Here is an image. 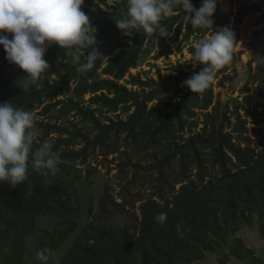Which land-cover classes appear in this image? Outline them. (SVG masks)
<instances>
[{
    "label": "trees",
    "instance_id": "1",
    "mask_svg": "<svg viewBox=\"0 0 264 264\" xmlns=\"http://www.w3.org/2000/svg\"><path fill=\"white\" fill-rule=\"evenodd\" d=\"M254 7L250 5L238 10L233 25L236 34L240 21L247 12L257 11ZM82 11L88 15L92 26L96 25L100 28L96 36L97 40L105 30L111 29V23L108 20L99 21L84 5H82ZM170 18L172 17H168L167 20ZM103 23L107 24L103 27ZM165 25L169 34L168 21ZM161 26H163L162 22ZM180 29L181 25H177L176 36ZM197 30L200 31V29ZM191 33V23L188 22L184 39L186 40ZM111 34H116L119 39L124 37L117 28ZM145 37L148 36L142 31H134L130 37L131 45L120 44L122 50L104 69V73L112 76L114 80H101L97 83L93 82L92 85L82 84L84 85L81 89L82 94H92L87 101L88 107L80 106L77 102L70 100L64 106L63 112H58L55 116V120H58L67 112L73 111L75 118L83 125L79 126L69 121L68 127L48 123L41 124L40 127L45 137L50 134L56 135L53 149L61 150L60 156L64 161L74 163L76 161L84 163L89 150L95 151L100 148L104 156L120 151V146L124 145L118 142L121 133H127L134 137V140L140 139L154 149L167 148L168 155L163 157L158 153L154 156V161L158 163L156 170L160 174L159 178L163 179L166 176L171 179V184L167 185L168 196L165 198L164 193H159V197L164 198L162 203L153 199L154 196L144 199L142 195H130V193L127 195L121 193L122 203H117L111 198L101 200L102 212L96 214L95 219H92L75 237L73 247L68 248L58 264L128 262L132 264H192L203 258L202 246H212V243L221 245V241L226 242L227 236L232 235L238 226L246 222L244 219L250 217L254 210L264 212V149L256 154L251 148L249 138H242L243 142L240 141L238 145L233 142L230 134L222 133L221 129L218 130L221 137L212 135L206 140H191L189 145L181 149L176 144L177 133L183 130L186 122L183 117L194 116L192 108L205 110L212 104V85L203 93L206 95L205 98L200 99L199 94L182 87L183 82H180L179 89L174 91L169 101L177 94H182V98L176 103L174 111L167 115L168 122H159L155 111H158L160 104L165 107L162 112L165 111L168 105L170 106L168 99L159 100L154 107L146 111V102L152 100L154 93L145 95L143 100H138L136 92L128 91L115 82V80H121L128 69L135 66L138 49ZM8 38L11 39V35ZM175 39L176 37L173 40ZM153 46L154 43L149 37L144 56L153 50ZM158 46L161 53L155 57L170 52L165 37L159 38ZM59 50L58 46L52 45L46 50L43 58L50 62L58 56L71 58L65 55L66 50ZM190 53L194 54V48H190ZM64 67L74 70L71 63L65 64ZM202 67L198 64L196 70L192 72L193 75ZM175 69L181 77L186 76L180 66ZM25 76L26 74L16 65L6 60V53L0 45V104L8 102L14 107L30 110L35 101L43 97L52 98L57 92L63 91L69 81L65 75H61L64 78L61 82L55 81L52 85L43 84L38 91L33 88L22 90L18 85L20 81L26 79ZM130 84L142 88L147 86L146 82L140 81L137 77H131ZM100 91L102 92L96 95ZM128 103L131 104L128 105ZM54 106L48 107L51 109ZM91 106H95L96 109L100 106L107 113L117 111L120 106L128 111L131 107L134 110L126 120L113 121L105 117L109 123L104 124L94 117ZM151 114H154L155 120L149 119ZM174 119L178 128L171 123ZM77 146L80 148L75 149ZM36 148L37 145L34 142L33 150ZM205 149L211 151L209 155L212 159L211 170L217 174L212 175L211 179L204 184L205 160H202L201 150ZM231 157L235 158V162L231 160ZM193 165L197 168L196 181L187 174L188 166L191 168ZM58 167L60 171H68V165L59 163ZM30 169H32L31 163H29L28 180L16 188H12L6 182H0V264H22L24 240L33 233L37 217L49 216L58 219L60 229H54L52 232L42 231L44 243L40 244L41 247L45 246L52 250L77 226L72 219L76 211L75 209L73 211L71 205H76L78 200L71 183L60 177L58 173L50 184L45 185L43 178ZM179 184L181 185L176 190L175 186ZM122 190L125 191L124 188ZM26 192L30 194L26 196ZM137 202L141 203L138 208L140 219L128 209ZM107 205L113 207L106 211ZM163 212L167 213L165 222L157 223L155 216ZM121 214L127 217H119ZM115 216L118 217V221L115 220ZM112 219L115 220V224ZM126 219H129L127 222L132 224L131 230L124 225L127 223ZM229 225H234L230 231L227 230ZM212 236L215 239L212 240ZM229 248L230 255H225V261L229 256L243 261L246 259V253H249L248 250ZM137 253L141 254L140 257L136 256Z\"/></svg>",
    "mask_w": 264,
    "mask_h": 264
},
{
    "label": "rangeland",
    "instance_id": "2",
    "mask_svg": "<svg viewBox=\"0 0 264 264\" xmlns=\"http://www.w3.org/2000/svg\"><path fill=\"white\" fill-rule=\"evenodd\" d=\"M202 2L203 0H190V3L196 9L202 5ZM222 4L227 5L226 10L220 8ZM83 5L99 21L108 20L111 23V29L105 30L100 38L96 39L97 50L103 58L97 61L96 66L88 71L89 73L81 74L77 71L79 65L73 62L72 57L64 58L58 56L51 62L46 60L50 66L49 72L44 80L38 82L39 86L28 84L26 79L20 81L18 85L22 90L33 88L38 91L43 84L52 85L55 81L61 82L64 79L61 75H65L69 79L63 91L57 92L52 98L43 97L35 101L30 108L35 118V127L40 132L35 141L37 147L44 140L52 141L54 144V139L56 138L55 134L45 137L40 127L41 124H59L63 127H68L69 121H73L79 126L83 125L75 118V112L73 111L67 112L58 120H55V116L58 112H63L64 106L70 100L77 102L80 106L88 107L87 101L92 97V94H82L81 89L84 86L82 84L92 85L93 82L97 83L101 80H114L112 76L104 73V69L110 64V60L115 59L122 50L121 43L128 45L132 43L130 42V37L124 36L123 39H119L116 34L110 35L116 29L115 21L120 19L123 14H126V0H84ZM250 5H254V9L257 11L253 13L247 12V15L241 19L238 33L236 34L233 25L238 10ZM185 15L186 13L183 12L182 8L177 7L174 9L172 18L168 20L164 18L161 21L163 27L167 26L165 24L168 21V27L170 28L168 36L165 37V42L170 47L169 53L155 57L158 53H161V50L159 46L157 47L154 44L153 50L144 56L149 40V37H145L138 49L135 66L128 69V72L121 80H115V82L128 91L136 92L139 97L138 100H143L145 95L154 93L152 100L146 102V111L154 107L159 100L168 99L170 106L168 105L165 111L162 112L165 108L162 104L159 105L158 111H155V116L159 118V122H168L167 115L174 111L176 103L182 98V94H177L169 101L172 94L179 89L178 84L181 85L182 82L193 76L192 72L198 66V64L194 66L190 61V54H192L190 53V48H194L193 44L196 40L210 35L216 29L227 27L234 32L237 43L233 52V61L216 74L211 89L212 104L205 110L192 108L194 116L183 117L186 122L183 130L177 133L176 144L181 149L189 145L191 140H206L212 135L221 137L218 134V130L221 129L222 133L230 134L233 142L238 145L240 141L241 143L243 142L242 138H249L251 140V148L254 149L256 154L259 153L261 149H264V64L257 65L254 61L257 56L264 58V19H262L264 16V0H216V10L212 17L214 21L213 30L200 29L198 31L197 28H193L191 25L192 33L186 40L184 35L188 21L184 19ZM106 24L103 23L102 26L104 27ZM177 25H181L178 36L175 35ZM93 27L97 29L95 34L97 36L100 28L96 25ZM87 54L86 51L85 55ZM243 56L246 57V60L243 59ZM83 62H85V58L81 55L80 63ZM67 63H71L74 68L73 71L64 67ZM177 66H180L186 76L181 77V74L176 72L175 68ZM131 77L139 78L140 81L146 82L147 86L142 88L131 85ZM205 96L203 93L199 94L200 99L205 98ZM130 104L128 103V105ZM50 105L55 106L50 109L48 107ZM90 108L94 110V117L104 124L109 123L106 121L107 118L113 121L126 120L127 116L134 110L133 107L128 111L123 106H120L117 111L107 113L100 106L97 108L99 110L95 106ZM105 117H107L106 120ZM149 119L155 120L156 118L154 114H151ZM171 123L174 124L175 128H178L175 119ZM133 138L127 133H121L118 142L124 143V145L120 146V151L104 156L100 148L95 151L89 150L84 163L64 161L60 156L61 150L53 149L58 155L59 163L68 165V171H60L59 174L60 177L66 179L74 187L78 203L71 205L73 211L74 209L76 211L72 219L77 226L63 242L55 246L53 251L56 253V258L50 260L49 264H58L68 248L73 247L75 237L81 233L92 219H95L94 216L96 214L102 212L101 200L104 201L111 198L117 203H122L121 193L126 195L130 193V195H142L144 199H150L154 196L153 199L162 203L164 198H160L159 193H164L165 198L168 196L167 185L171 184V179L166 176L163 179L159 178L160 174L156 170L158 163L154 161V156H157L158 153L159 156H167V148L154 149L151 146H147L139 138V140H134ZM197 147L200 146L197 145ZM78 148L80 146L75 147V149ZM201 152L203 153L202 160H205V178L203 180L205 184L215 174V171L211 170L212 159L209 158L211 151L205 149L201 150ZM231 160L235 162V158L231 157ZM30 170L32 171V169ZM196 171L197 168L194 165L191 168L189 166L187 168V174L193 181L197 180ZM180 185H176L175 189H179ZM123 188L125 191L122 190ZM140 204V202H137L134 203L132 208L128 207L139 219L138 208ZM112 207V205H107L105 210H110ZM119 217H124V214ZM115 220H119L117 216H115ZM115 220L112 219L113 224H115ZM244 220L246 222L238 226L232 235L229 234L227 236L226 242L221 241V245L212 243V246H202L203 258L192 264H231L234 261L236 264H264V212L254 210L250 217ZM35 221L36 225L33 233L24 240L22 264H41L36 258V252L45 248V246L41 247L40 245L44 243L42 231L52 232L54 229H60L58 219L54 217H37ZM127 221L129 219L125 220V222ZM124 225L127 228L129 227L130 230L132 229L130 222ZM232 228H234V225H229L227 230L230 231ZM213 238L212 236L211 239L213 240ZM228 246L232 249L248 250L249 253H246V259L240 261L229 256L227 261H225V255H230ZM140 255V253L136 254L137 257H140Z\"/></svg>",
    "mask_w": 264,
    "mask_h": 264
},
{
    "label": "clouds",
    "instance_id": "3",
    "mask_svg": "<svg viewBox=\"0 0 264 264\" xmlns=\"http://www.w3.org/2000/svg\"><path fill=\"white\" fill-rule=\"evenodd\" d=\"M83 3L84 0H0V45L6 60L26 74L28 84L39 86L38 82L45 79L50 66L43 57L52 45L66 50L65 55L79 65L77 71L81 74L92 70L103 58L96 47L97 29L82 11ZM177 7L186 13L184 19L193 28L213 30L216 0H203L198 9L190 0H126V14L115 21V26L126 37H131L134 31H142L158 47L159 38L168 36L161 21L173 16ZM236 44L234 32L227 27L196 40L190 61L194 66L203 67L184 81L182 87L196 94L208 90L216 74L232 63ZM81 55L85 58L83 63H80ZM254 63L264 64V58L257 56ZM38 135L40 132L30 110L8 102L0 104V182L12 188L24 183L28 180L29 163L45 185L52 182L60 172L59 158L49 140L33 150ZM166 218V212L155 216L160 224ZM36 258L41 264H49L56 253L45 247L36 252Z\"/></svg>",
    "mask_w": 264,
    "mask_h": 264
},
{
    "label": "bare ground",
    "instance_id": "4",
    "mask_svg": "<svg viewBox=\"0 0 264 264\" xmlns=\"http://www.w3.org/2000/svg\"><path fill=\"white\" fill-rule=\"evenodd\" d=\"M222 7H223V9H224V10H226V9H227V5H226V4H222ZM243 59H244V60H246V57H245V56H243Z\"/></svg>",
    "mask_w": 264,
    "mask_h": 264
},
{
    "label": "water",
    "instance_id": "5",
    "mask_svg": "<svg viewBox=\"0 0 264 264\" xmlns=\"http://www.w3.org/2000/svg\"><path fill=\"white\" fill-rule=\"evenodd\" d=\"M220 8H221V9H223V7H222V6H221Z\"/></svg>",
    "mask_w": 264,
    "mask_h": 264
}]
</instances>
